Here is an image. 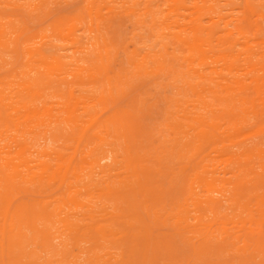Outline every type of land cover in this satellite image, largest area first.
Returning <instances> with one entry per match:
<instances>
[{
	"label": "bare ground",
	"instance_id": "bare-ground-1",
	"mask_svg": "<svg viewBox=\"0 0 264 264\" xmlns=\"http://www.w3.org/2000/svg\"><path fill=\"white\" fill-rule=\"evenodd\" d=\"M181 1L171 0L175 12L162 26L183 53L161 41L159 56L141 62L156 70L175 59L186 63L175 72L180 83L164 118L171 136L156 148L134 111L115 105L112 93L98 98L102 107L112 103L103 116L86 106L75 113L84 101L70 92L60 114L52 113L43 75L68 73L66 63L55 49L25 50L34 73L15 93L0 91V264H31L28 255L37 252L70 257L72 264H264V62L261 75L245 78L232 50L242 45L253 69L264 38L248 37L244 14L225 28L228 52L215 50L214 29L200 15L180 12ZM237 7L253 11L247 1ZM212 10L210 20L224 19ZM6 44L0 34V48ZM218 60L229 77L204 73ZM67 139L74 144L62 149L57 143ZM224 219L235 232H217ZM45 220L60 223L56 234Z\"/></svg>",
	"mask_w": 264,
	"mask_h": 264
},
{
	"label": "rangeland",
	"instance_id": "rangeland-1",
	"mask_svg": "<svg viewBox=\"0 0 264 264\" xmlns=\"http://www.w3.org/2000/svg\"><path fill=\"white\" fill-rule=\"evenodd\" d=\"M246 1L253 9L252 13L247 10L245 13L243 8L237 7L239 4L244 6ZM181 4L186 9H180V12L184 15L193 13L194 19L200 15L202 25L214 29L212 45L215 50L228 52L231 46L225 28H232L244 14L249 20L248 37L264 38V0H183ZM173 8L171 0H0V34L7 43L5 48H0V91L15 93L21 80L34 73L35 69L28 70L31 66H25L28 59L26 49H55L62 55L68 73L53 71L43 75V81L48 82L44 84L42 93L52 113L60 114V109L64 108L60 101L70 92L84 101V105L76 104L75 113L81 114L86 106L100 114L112 103L102 107L99 96L112 93L115 105L134 111L140 127L148 132L152 147L167 143L171 135L163 124L164 118L168 115L166 111L174 108L168 107L169 98L175 96L176 86L180 83L175 72L184 70L186 63L175 59L171 68L156 70L141 62L144 56L146 60L159 56L161 41H167L176 55L183 53L162 26L163 20L174 14ZM212 9L220 10L225 15L224 19L214 17L210 20ZM234 37H238L237 34ZM232 50L238 53L239 74L245 78L262 74L260 65L264 62V46L259 47L252 57L253 69L243 60L245 49L242 45L236 44ZM210 65L216 67L215 73L208 70ZM203 68L204 73L211 77L230 76L223 60L209 62ZM152 69L154 71L145 73ZM38 71L42 72V68L38 67ZM82 117L86 119V116ZM59 126L67 129L63 122L59 121ZM12 132L6 133L9 135ZM3 133L1 136H4ZM33 137L39 138L40 134ZM38 140L43 143L42 139ZM47 142L50 143L49 140ZM57 144L66 149L74 141L67 139ZM109 161L101 160L102 163ZM210 163L216 164L215 161ZM216 167L218 169L220 165L216 164ZM221 221L215 224L218 233H222V228L228 232L236 231L232 223L225 222V219ZM168 222L171 223V220ZM51 226H54L52 232L56 234L60 223L45 220L44 228ZM224 238L231 262L237 263L234 251H230L229 237ZM53 241L59 243L58 238ZM185 252L188 254L190 250L185 249ZM226 253L223 251V254ZM69 259L45 252L28 255L31 264H72Z\"/></svg>",
	"mask_w": 264,
	"mask_h": 264
}]
</instances>
